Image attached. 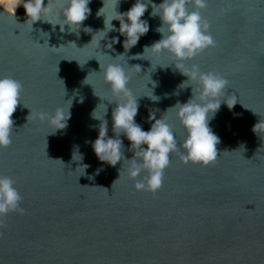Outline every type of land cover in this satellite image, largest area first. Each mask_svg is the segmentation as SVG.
I'll return each mask as SVG.
<instances>
[{
	"label": "water",
	"instance_id": "1",
	"mask_svg": "<svg viewBox=\"0 0 264 264\" xmlns=\"http://www.w3.org/2000/svg\"><path fill=\"white\" fill-rule=\"evenodd\" d=\"M134 3L121 0L117 10L126 12ZM102 6V0H91L78 36L67 26L61 33L59 25L53 31L39 21L31 30L0 7V77L23 86L12 143L0 150V175L15 180L25 209L0 225V264H264V0H208L202 16L216 46L186 63L226 78V95L234 94L237 103L231 110L222 104L210 121L220 139L217 159L207 166L183 164L173 154L155 194L135 191L124 175L127 165L101 164L91 147L99 125L91 112L98 105L103 116L106 105L112 137L115 105L108 101L117 99L99 64L124 52L123 37L112 49L102 48L103 54L90 43L84 28L103 29V17L96 15ZM150 13L151 7L142 17L148 33L125 56L133 66L128 87L141 97L135 120L147 131L149 112L158 110L156 118L166 115L180 139L184 132L174 111H165L191 97L190 87L179 88L187 78L167 67L174 64L167 53L130 58L161 38L155 31L160 20ZM112 24L119 28L118 21ZM117 36L109 32L107 39ZM118 62L128 68L123 58ZM87 76L89 85L83 84ZM151 90L158 102L142 97ZM61 106H70V119L56 134L45 122L27 119L30 112L52 113ZM120 138L131 159L129 141ZM74 146L82 162L72 159ZM81 164L89 165L84 174Z\"/></svg>",
	"mask_w": 264,
	"mask_h": 264
},
{
	"label": "clouds",
	"instance_id": "2",
	"mask_svg": "<svg viewBox=\"0 0 264 264\" xmlns=\"http://www.w3.org/2000/svg\"><path fill=\"white\" fill-rule=\"evenodd\" d=\"M120 2L121 0H102L103 6L96 15L103 17V29L93 33L91 28H84L92 35L90 43L95 42L100 51L102 48L112 49L113 45L120 42V37L124 38L122 42L124 52L116 56L112 63L104 66L99 64L98 71L102 73L103 80L113 97L117 98L114 101H108L109 104L115 105L111 113L113 136H108V120L105 119L106 105L103 116L97 114V105L90 115L93 120L99 121L98 136L90 143L101 164L115 167L118 163L122 165L123 162L127 165L124 175L133 181L135 191L155 194L162 186L164 172L169 167L173 154H177L183 164L207 166L217 159V145L220 139L209 126L210 121L215 118L222 104L231 110L237 103V97L234 94L226 95L228 80L222 75L213 71H202L198 64L186 63L205 50L216 46V41L209 32V24L202 16V12L208 7V0H162L158 5L152 0H135L126 12L117 10ZM90 3L91 0H47L46 4L45 0H12L6 5V12L15 16L16 10L23 7L24 22L31 30L39 21L51 25L53 31L59 25L61 33L65 32V26H67L69 33L78 36L83 22L91 14V9L88 7ZM3 6V0H0V7ZM149 7H151L150 16L158 17L160 20V25L155 31L161 38L150 46H145L141 54L130 58L139 59L144 53L151 56L167 53L174 61V64L167 67L173 66L175 71L187 78L182 81L179 88L190 87L191 97L187 102H177L165 111H174L175 119L184 132L180 139H177L173 125L169 123L166 115L156 118L158 110L149 112L147 121L151 123V126L147 131L135 120L141 97L134 95L128 87L131 79L129 69L133 66L128 65L125 56L150 29L148 21L142 19ZM112 21H118L119 28L114 27ZM109 32H118L119 36L109 40L107 39ZM41 33L49 37V33L42 30ZM105 41L109 43L105 44ZM119 58H123L128 65L127 69L124 63L118 62ZM135 67L141 70L139 65ZM87 78L88 76L83 81L85 85H89L84 83ZM152 83L155 87V82ZM22 87V83L11 76L0 77V150L8 148L12 143L14 125L12 116L20 104ZM142 97H147L153 102H158L160 99L153 94L152 90L150 96ZM81 102H83L82 99ZM69 108L70 106L65 110L61 106L52 113L30 112L27 119L34 118L45 122L50 134H56L57 131L66 129L67 121L70 119ZM257 127L258 123L253 128L256 134ZM121 136L129 141L128 151L133 154L131 159L124 155V143ZM86 143L89 142L86 141ZM72 159L83 161L79 146H74ZM88 167L87 164H81L83 174ZM120 169L118 178L112 186L121 177ZM101 170L98 169L96 174L98 175ZM103 189L108 194V190ZM21 201L22 197L15 180L9 176L0 175V225L11 213L25 214Z\"/></svg>",
	"mask_w": 264,
	"mask_h": 264
},
{
	"label": "trees",
	"instance_id": "3",
	"mask_svg": "<svg viewBox=\"0 0 264 264\" xmlns=\"http://www.w3.org/2000/svg\"><path fill=\"white\" fill-rule=\"evenodd\" d=\"M12 0H5V4L7 5V3H11ZM16 17L19 21H24L25 20V12H24V9L23 7H19L17 10H16Z\"/></svg>",
	"mask_w": 264,
	"mask_h": 264
},
{
	"label": "bare ground",
	"instance_id": "4",
	"mask_svg": "<svg viewBox=\"0 0 264 264\" xmlns=\"http://www.w3.org/2000/svg\"><path fill=\"white\" fill-rule=\"evenodd\" d=\"M3 4H4V6L1 7V8H3L4 10H6V4L4 2H3Z\"/></svg>",
	"mask_w": 264,
	"mask_h": 264
},
{
	"label": "rangeland",
	"instance_id": "5",
	"mask_svg": "<svg viewBox=\"0 0 264 264\" xmlns=\"http://www.w3.org/2000/svg\"><path fill=\"white\" fill-rule=\"evenodd\" d=\"M3 2L5 3V0H3Z\"/></svg>",
	"mask_w": 264,
	"mask_h": 264
}]
</instances>
